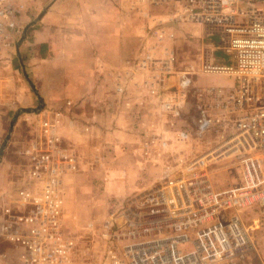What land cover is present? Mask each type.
<instances>
[{"label": "built area", "instance_id": "built-area-1", "mask_svg": "<svg viewBox=\"0 0 264 264\" xmlns=\"http://www.w3.org/2000/svg\"><path fill=\"white\" fill-rule=\"evenodd\" d=\"M138 1L159 14L114 93L123 96L133 82L139 107L156 115L159 127L137 147L156 181L110 207L97 227L89 222L71 235L63 181L79 172L77 154L57 130L58 113L31 115L13 197L0 209L8 255L15 264H236L251 253L263 264L264 0ZM22 8L0 0V48L19 37ZM180 25L216 28L232 65L176 70L169 43ZM210 75L231 76L232 85L193 87L192 77ZM124 107L130 121H145ZM220 164L236 166L235 187L213 189Z\"/></svg>", "mask_w": 264, "mask_h": 264}, {"label": "crops", "instance_id": "crops-1", "mask_svg": "<svg viewBox=\"0 0 264 264\" xmlns=\"http://www.w3.org/2000/svg\"><path fill=\"white\" fill-rule=\"evenodd\" d=\"M19 1L24 9L28 0ZM158 14L138 0H54L18 47L26 76L43 102L37 118L59 114L57 130L79 161L80 171L63 181L64 224L69 231L88 220L87 198H95L101 188L115 194L118 203L155 180L156 170L137 158L144 135L159 127L151 120L152 107H139L140 93L133 82L127 83L123 96L114 88L123 84L125 63L137 56ZM138 15L141 28L134 26ZM13 41L0 48V133L16 109L31 108L37 101L15 67L20 66ZM231 85L232 79L219 86ZM203 86L208 85H193ZM126 102L143 113L140 125L130 121ZM34 119L25 121L29 125Z\"/></svg>", "mask_w": 264, "mask_h": 264}, {"label": "rangeland", "instance_id": "rangeland-1", "mask_svg": "<svg viewBox=\"0 0 264 264\" xmlns=\"http://www.w3.org/2000/svg\"><path fill=\"white\" fill-rule=\"evenodd\" d=\"M49 1L50 0H28V3L24 4V9L22 10L21 17L19 19V25L22 26V29L27 23L35 19L37 14L43 9L45 5L49 3ZM142 25H143L142 18L139 15L135 16L134 26L141 28ZM28 30L29 28L26 30L25 36ZM172 33H173L172 34L173 39L172 42L169 43V45L172 47V49L176 54V64H175L176 70H184L185 68L191 67L195 71H198L201 62L208 64L211 63L215 66L232 65V60L230 59V55H228L226 52H223V50L221 49L223 44L219 36L218 30L216 28L204 27V26L200 28L199 26H192V25L186 27L184 25H180L177 26L175 29H173ZM20 35L16 40L13 41V45H15L16 42L19 40ZM141 35L142 34H140L139 36ZM22 42L23 40L21 41V43ZM207 57H209L210 61H206L205 58ZM15 67L17 69L20 68L17 67V64H15ZM231 79H232L231 76H226V75L196 76V77H192V82H193L192 85L198 84V85H208V86H219L223 82L228 83V80ZM21 80L23 84L27 87V90L30 91L23 77L21 78ZM36 107H37V101L34 102L31 109H34ZM150 114H151V118L154 119L156 117L154 111L151 110ZM189 114L192 115V113L190 112ZM11 117L7 118V121L4 122L5 123L4 128L0 133V144L4 140L5 135H7L8 123L9 120H11ZM27 117H32V116L31 114L29 115L23 114L16 119L15 123L13 124L11 133L8 135V139L6 140L3 150L1 151L0 209L6 204H8L11 197H13L15 186L11 182H13L16 179L15 177L18 172L17 170L19 168V163H20V158L18 156L19 151L21 147L24 145V142L30 136V130L27 125V122L25 121V118ZM123 121H124V116H123ZM6 167L8 171L7 174H5ZM149 167L152 166L149 165ZM152 168L155 170V167ZM154 173L156 174V176L154 175L155 176L154 182H155L158 177V174L157 171H154ZM211 179H212V186L215 191H219L226 188H233L238 184L237 168L234 164L217 165L215 168H213ZM154 182H152V184ZM114 195L109 194L108 192H103L101 188L100 190L95 192V198L88 197L87 201L90 202L89 206H91L90 215L87 218L88 220L84 224L79 226L76 231L72 232L68 230V232L71 233V235H74L78 233V231L89 222H91L95 227H97L100 224V222L106 217L109 208L112 206L115 207L117 205V201H116L117 196ZM81 215L84 217L82 211H81ZM66 229H68V227H66ZM9 248L10 247L6 245L3 239L0 237V264H15L14 260L10 258L8 255ZM262 263L264 264V260H262ZM236 264H258V261L256 260V257L250 253L248 256H246V258H244L243 261L237 262Z\"/></svg>", "mask_w": 264, "mask_h": 264}, {"label": "water", "instance_id": "water-1", "mask_svg": "<svg viewBox=\"0 0 264 264\" xmlns=\"http://www.w3.org/2000/svg\"><path fill=\"white\" fill-rule=\"evenodd\" d=\"M54 0H50L49 3L47 5H45L43 7V9L37 14V16L35 17V19H33L31 22L27 23L21 32L20 38L19 40L16 42L15 46H14V52L15 55L17 56L18 62H19V66H20V70H21V75L24 79V81L26 82V84L28 85L29 89L32 91V93L34 94V96L36 97L37 100V107L34 109L31 108H18L12 115L11 120L8 123V131H7V135H5L4 140L1 142L0 144V158H1V151L3 150L4 144L6 142V140L8 139V135L11 133L13 124L15 123L16 119L20 116V115H29V114H33L36 115L40 112L42 106H43V102L41 100V98L37 95L36 90L34 88V86L31 84V82L29 81V79L26 76L25 70L23 68V65L21 63L19 54H18V46L21 43V41L25 38V32L26 30L31 27L32 25H34L37 21L40 20V18L42 17V15L44 14V12L46 11L47 7L49 6L50 3H52Z\"/></svg>", "mask_w": 264, "mask_h": 264}]
</instances>
